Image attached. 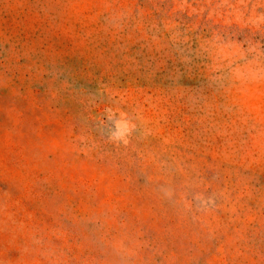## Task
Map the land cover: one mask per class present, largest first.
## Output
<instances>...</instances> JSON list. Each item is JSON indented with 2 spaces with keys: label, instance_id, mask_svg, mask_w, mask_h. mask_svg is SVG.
Masks as SVG:
<instances>
[{
  "label": "rangeland",
  "instance_id": "374dc122",
  "mask_svg": "<svg viewBox=\"0 0 264 264\" xmlns=\"http://www.w3.org/2000/svg\"><path fill=\"white\" fill-rule=\"evenodd\" d=\"M0 264H264V0H0Z\"/></svg>",
  "mask_w": 264,
  "mask_h": 264
}]
</instances>
